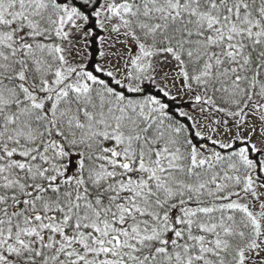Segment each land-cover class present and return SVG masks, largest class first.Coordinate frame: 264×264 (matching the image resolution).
I'll use <instances>...</instances> for the list:
<instances>
[{
  "label": "snow or ice",
  "instance_id": "6c2138e0",
  "mask_svg": "<svg viewBox=\"0 0 264 264\" xmlns=\"http://www.w3.org/2000/svg\"><path fill=\"white\" fill-rule=\"evenodd\" d=\"M0 264H264V0H0Z\"/></svg>",
  "mask_w": 264,
  "mask_h": 264
}]
</instances>
